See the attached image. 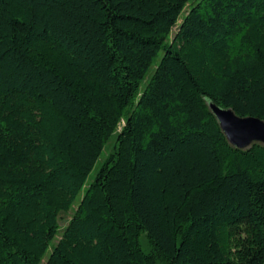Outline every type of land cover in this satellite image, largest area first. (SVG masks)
<instances>
[{
  "label": "trees",
  "instance_id": "1",
  "mask_svg": "<svg viewBox=\"0 0 264 264\" xmlns=\"http://www.w3.org/2000/svg\"><path fill=\"white\" fill-rule=\"evenodd\" d=\"M209 101L264 120V0H0V264H264Z\"/></svg>",
  "mask_w": 264,
  "mask_h": 264
},
{
  "label": "water",
  "instance_id": "2",
  "mask_svg": "<svg viewBox=\"0 0 264 264\" xmlns=\"http://www.w3.org/2000/svg\"><path fill=\"white\" fill-rule=\"evenodd\" d=\"M209 107L229 143L238 149H247L254 142L264 144V120L256 116H240L232 108L213 101Z\"/></svg>",
  "mask_w": 264,
  "mask_h": 264
},
{
  "label": "rangeland",
  "instance_id": "3",
  "mask_svg": "<svg viewBox=\"0 0 264 264\" xmlns=\"http://www.w3.org/2000/svg\"><path fill=\"white\" fill-rule=\"evenodd\" d=\"M182 15H184V12L182 13ZM174 30H175V29H174ZM162 54H163V52L161 51V52H160V55H159V59H160V57L162 56ZM156 64H157V62H155V64L150 68L148 74H146L145 79H144V80L142 81V83H141L142 85H144V83L146 82V80H148V79L151 77V75L154 73V70H155ZM114 141H115V134H113V135L111 136V138H109V139L106 141V143H105V145H104V148H103V150H102V152H101V154H100L98 160L96 161L94 167L92 168L90 174L88 175V181H91V179L94 177V175H95V173L97 172V170H98V168H99L101 162L103 161V159H104V158L106 157V155L112 150V148H113V144H114ZM80 195H81V194H80ZM79 197H81V196H78V198L76 199V202L79 200ZM71 213H72V211H69V212H66V213H62V214H60L59 224H60L61 227L64 226V225L67 223L68 219H69L70 216H71ZM140 240H141V243H142L143 248H144V249H148V247H146L145 239H144V235H143V234L141 235ZM48 253H49V251L46 253V255H47Z\"/></svg>",
  "mask_w": 264,
  "mask_h": 264
}]
</instances>
